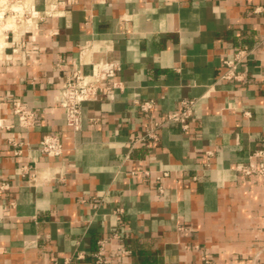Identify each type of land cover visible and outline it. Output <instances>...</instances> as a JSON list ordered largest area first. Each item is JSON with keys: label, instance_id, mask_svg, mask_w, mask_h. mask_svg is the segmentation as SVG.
<instances>
[{"label": "crops", "instance_id": "1", "mask_svg": "<svg viewBox=\"0 0 264 264\" xmlns=\"http://www.w3.org/2000/svg\"><path fill=\"white\" fill-rule=\"evenodd\" d=\"M3 1L0 264H94L102 239L111 264H264V184L236 169L264 148V0ZM238 50L245 80L224 81ZM79 61L118 64L120 85L82 104L75 132L55 98ZM184 100L186 131L155 126ZM16 101L36 112L29 130ZM150 129L157 141L136 142ZM46 134L62 156L39 152Z\"/></svg>", "mask_w": 264, "mask_h": 264}, {"label": "built area", "instance_id": "2", "mask_svg": "<svg viewBox=\"0 0 264 264\" xmlns=\"http://www.w3.org/2000/svg\"><path fill=\"white\" fill-rule=\"evenodd\" d=\"M258 11V10H256ZM264 47V41L261 44ZM84 52H81V56ZM251 52L247 50H238L231 56H226L224 59L225 72L221 76L224 81L243 82L245 75L240 72L239 66L248 58ZM82 61L74 65L71 69L70 75L64 80L61 88L55 98L56 103L62 108L65 118L66 126L77 132L81 129V106L85 102H91L101 99L103 96L112 97L115 89L119 88L120 82L116 81L117 72L120 70L118 64L113 62L99 61L97 63H90V73H85L83 70ZM60 67L61 65L58 64ZM107 82V83H104ZM196 101L184 100L181 103L179 111L168 113L162 122L155 126L160 127L169 123H176L183 131H186L190 126V121L193 118V111ZM140 110L145 114H150L153 109V102L146 101L138 104ZM12 115L17 119V125L24 129H31L36 121V112L28 108L19 101L13 103ZM157 141L158 136L155 129H150L144 136L139 137L136 142L148 143V141ZM14 147L24 148L27 144L19 142L15 139L9 140ZM39 152L43 155H50L54 157L62 156L64 148L60 138L57 135L46 134L40 141ZM16 154H22V150H16ZM30 166L21 168L23 172L29 171ZM237 171L244 176L257 175L262 179L264 184V148L255 151L251 156L248 164L237 166ZM148 174V173H147ZM167 175V173H164ZM160 178H158L159 180ZM8 185L0 183V190H5ZM159 191L163 192L161 185L158 186ZM117 220L120 226H123V210L117 209ZM262 231L264 233V219L262 222ZM114 239H119L120 235L115 233ZM108 239H102L98 242V249L93 254L94 264H111L106 258V244ZM129 251L125 248H119L115 254V259ZM77 259H83L82 255H78ZM71 260H66V264H70ZM203 264H209L210 260L204 256L202 257ZM255 264V263H253Z\"/></svg>", "mask_w": 264, "mask_h": 264}, {"label": "rangeland", "instance_id": "3", "mask_svg": "<svg viewBox=\"0 0 264 264\" xmlns=\"http://www.w3.org/2000/svg\"><path fill=\"white\" fill-rule=\"evenodd\" d=\"M10 1H13V0H10ZM7 2H8V0H7ZM17 14H18V13H17ZM14 16L16 17V13H12V12H10V11H7L6 14L4 15V18L0 20V26H2L3 23H7L8 21H6V20H10V19H12ZM11 23H13V22H11ZM11 25H13V24H10V25H9V28H10ZM11 27H12V26H11ZM0 38H1V35H0Z\"/></svg>", "mask_w": 264, "mask_h": 264}, {"label": "bare ground", "instance_id": "4", "mask_svg": "<svg viewBox=\"0 0 264 264\" xmlns=\"http://www.w3.org/2000/svg\"><path fill=\"white\" fill-rule=\"evenodd\" d=\"M7 3V0L3 1V5H5ZM0 17H2V14H0ZM2 19V18H1Z\"/></svg>", "mask_w": 264, "mask_h": 264}]
</instances>
